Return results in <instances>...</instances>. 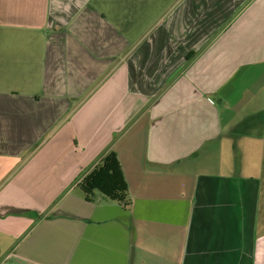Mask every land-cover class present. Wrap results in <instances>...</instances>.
Segmentation results:
<instances>
[{
	"label": "crops",
	"instance_id": "0c3cea01",
	"mask_svg": "<svg viewBox=\"0 0 264 264\" xmlns=\"http://www.w3.org/2000/svg\"><path fill=\"white\" fill-rule=\"evenodd\" d=\"M0 264H264V0H0Z\"/></svg>",
	"mask_w": 264,
	"mask_h": 264
},
{
	"label": "trees",
	"instance_id": "16d2710c",
	"mask_svg": "<svg viewBox=\"0 0 264 264\" xmlns=\"http://www.w3.org/2000/svg\"><path fill=\"white\" fill-rule=\"evenodd\" d=\"M195 55H197V52L192 53L188 60ZM79 186L87 200H91L94 193L99 192L123 206H129L130 204L128 184L115 152H109L102 156L93 170L82 178Z\"/></svg>",
	"mask_w": 264,
	"mask_h": 264
}]
</instances>
